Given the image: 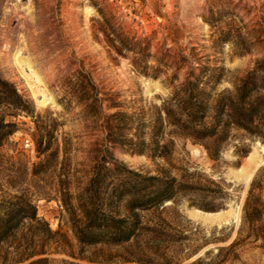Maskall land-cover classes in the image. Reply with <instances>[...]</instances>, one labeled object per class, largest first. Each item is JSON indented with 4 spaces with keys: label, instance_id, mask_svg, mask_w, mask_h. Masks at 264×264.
<instances>
[{
    "label": "trees",
    "instance_id": "1",
    "mask_svg": "<svg viewBox=\"0 0 264 264\" xmlns=\"http://www.w3.org/2000/svg\"><path fill=\"white\" fill-rule=\"evenodd\" d=\"M100 15L98 33L109 50L122 58L131 55L135 67L146 69L142 66L146 48ZM213 36L216 44L232 41L239 56L250 54L260 43L258 38L250 42L230 28ZM194 51L192 48L189 56L181 58L180 65L194 59ZM224 83L230 86L224 87ZM60 87L64 97L59 103L64 109L75 102L79 114L89 120L90 130L102 134L101 143L91 149L92 165L84 176L77 177L71 168V139L59 135L62 124L57 118L35 115L31 102L1 77L0 146L17 131L19 116L32 118V140L40 161L33 166L31 176L41 180L51 174L55 178V199L68 218L74 243L60 230L52 231L38 216L34 196L20 190L13 196H0V264H79L73 260L88 264H183L197 255L203 246H190L197 233L183 225L189 220L178 208L188 199L189 207L212 211L198 206L194 197L218 199L225 192L211 180L202 184L198 172L175 166L177 142L189 141L201 147L214 162L238 134L264 144V53L241 78H226L223 66L200 61L190 64L185 78L169 79V95L160 104L138 101L126 106L117 101V94L103 93L82 71L62 78ZM108 146L130 156L163 160L168 169L159 168L155 175L131 169L111 158ZM254 190L253 182L242 205L235 239L188 264H233L239 261L235 253L238 246L249 241H260L264 246V200L255 198ZM43 195L47 194H39ZM243 230L245 237L241 239ZM182 251L188 253L178 258ZM52 254H64L71 260L57 261L50 258Z\"/></svg>",
    "mask_w": 264,
    "mask_h": 264
},
{
    "label": "rangeland",
    "instance_id": "2",
    "mask_svg": "<svg viewBox=\"0 0 264 264\" xmlns=\"http://www.w3.org/2000/svg\"><path fill=\"white\" fill-rule=\"evenodd\" d=\"M100 14L118 32L135 38L146 48L142 64L146 69L135 67L131 55L122 58L109 50L98 33ZM229 28L250 42L258 38L259 45L250 54L239 56L232 41L216 44L215 32ZM192 48L195 58L180 65V59L189 56ZM262 53L264 0H0V77L31 102L35 115L52 116L62 124L59 135L71 139V168L77 177L84 176L92 165L91 149L101 143L102 134L90 130L89 120L79 114L75 102L67 110L59 103L64 97L62 78L82 71L103 93L117 94V101L126 106L138 101L144 105L160 104L169 95V79L185 78L190 64L200 61L223 66L226 78H241ZM16 123L17 131L0 146V196L27 190L34 196L38 216L47 221L52 231L60 230L74 243L68 218L55 199V178L51 174L41 180L31 176L33 166L40 161L32 140V118L19 116ZM25 140H29V147ZM108 149L111 158L142 173L155 175L159 168L168 169L163 160L151 161L145 156H130L118 148ZM173 162L177 167L198 172L202 184L211 180L225 192L218 199L210 195L194 197L198 206L213 208L212 211L189 207L188 199L181 202L178 210L189 220V224L183 225L197 233L195 241L189 244L192 248L203 246L197 255L183 262L188 264L235 239L242 205L253 182L254 197L264 200V189H259L264 188V144L238 134L220 160L214 162L201 147L179 141ZM45 193L44 197L39 196ZM217 212H223L221 221L201 220L213 218ZM244 231L241 239L245 237ZM229 235L227 241L219 242ZM187 253L182 251L178 258ZM235 253L239 261L233 264H264V246L260 241L242 244ZM50 258L71 260L64 254H52Z\"/></svg>",
    "mask_w": 264,
    "mask_h": 264
},
{
    "label": "water",
    "instance_id": "3",
    "mask_svg": "<svg viewBox=\"0 0 264 264\" xmlns=\"http://www.w3.org/2000/svg\"><path fill=\"white\" fill-rule=\"evenodd\" d=\"M217 213H219L221 215L219 218H214L212 220H210V219H202L201 218V220L204 221V222H209V223H214V222H217V221H221L223 219V212H217Z\"/></svg>",
    "mask_w": 264,
    "mask_h": 264
},
{
    "label": "bare ground",
    "instance_id": "4",
    "mask_svg": "<svg viewBox=\"0 0 264 264\" xmlns=\"http://www.w3.org/2000/svg\"><path fill=\"white\" fill-rule=\"evenodd\" d=\"M217 215H214L213 218H210V220L214 219V218H219L221 215L219 213H216ZM202 219H207V218H202ZM209 219V218H208Z\"/></svg>",
    "mask_w": 264,
    "mask_h": 264
},
{
    "label": "built area",
    "instance_id": "5",
    "mask_svg": "<svg viewBox=\"0 0 264 264\" xmlns=\"http://www.w3.org/2000/svg\"><path fill=\"white\" fill-rule=\"evenodd\" d=\"M31 144H30V142H29V140H25V146L26 147H29Z\"/></svg>",
    "mask_w": 264,
    "mask_h": 264
}]
</instances>
